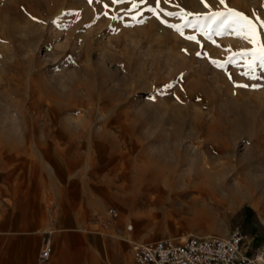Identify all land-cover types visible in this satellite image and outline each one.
<instances>
[{"label":"rangeland","instance_id":"1","mask_svg":"<svg viewBox=\"0 0 264 264\" xmlns=\"http://www.w3.org/2000/svg\"><path fill=\"white\" fill-rule=\"evenodd\" d=\"M262 47L264 0H0V213L72 211L82 240L64 250L94 264H127L132 242L225 238L244 208L264 217ZM153 174L176 194L136 195ZM201 181L251 196L191 202ZM117 230L128 243L92 246Z\"/></svg>","mask_w":264,"mask_h":264},{"label":"crops","instance_id":"2","mask_svg":"<svg viewBox=\"0 0 264 264\" xmlns=\"http://www.w3.org/2000/svg\"><path fill=\"white\" fill-rule=\"evenodd\" d=\"M40 200L30 199L20 215L18 210L1 205L0 264H39L37 261L39 247L46 237L50 241V257L52 244L58 251V264H94L93 257L88 252L89 248L76 249L72 255L64 250L82 240L81 234L76 230L73 212L69 210L67 215L63 216L59 209L52 218ZM95 206L100 207L96 204ZM255 217L250 209H242L237 227L234 228H237L242 236L240 247L245 256L251 257L255 253H260L264 262V217L263 214H256ZM98 234L94 237L92 245L95 249L101 247L107 236L123 244L128 243L124 238L119 237L123 236L120 230L114 231L113 234ZM126 255L130 261V250H127ZM118 258L124 259L125 253L119 252Z\"/></svg>","mask_w":264,"mask_h":264},{"label":"built area","instance_id":"3","mask_svg":"<svg viewBox=\"0 0 264 264\" xmlns=\"http://www.w3.org/2000/svg\"><path fill=\"white\" fill-rule=\"evenodd\" d=\"M116 218L114 208L106 210V216L98 225L107 229ZM242 236L237 228L227 237L186 236L178 241L161 238L157 240L132 242L130 261L127 264H259L262 255L247 257L240 243ZM50 257V241L46 237L38 251L37 261L46 264Z\"/></svg>","mask_w":264,"mask_h":264},{"label":"bare ground","instance_id":"4","mask_svg":"<svg viewBox=\"0 0 264 264\" xmlns=\"http://www.w3.org/2000/svg\"><path fill=\"white\" fill-rule=\"evenodd\" d=\"M135 167L141 169L142 166L136 164ZM147 167L155 169L154 174L159 173L158 167L154 168L151 165H148L145 168L148 169ZM195 172H198L203 179H206L208 174L210 173V167H208V165H206V164H203V166L201 168H196ZM154 174L151 177L150 176L146 177L143 180L138 182L139 189L136 190V193H135L136 195L141 196V198L143 200H145L146 202H152V201L160 198L162 194H167V193L172 194V195L176 194V192H177L176 188L169 180H167V181L161 180L160 176L157 177ZM207 181H209V180H207ZM142 183L144 185H142ZM178 188H179V186H178ZM215 188H216V186L212 187L211 185L209 186L208 183H204V182L202 183V181H201L198 184L192 183V185H190V186L188 185L184 190L189 195H191V198H190L191 202H197L199 200V198L201 196H204V195L205 196L207 195L210 198L217 200L219 197H222L225 194L226 197L232 202H235V201L237 202L240 198L242 199V198L251 196V194L248 193L247 190L243 191V188L241 189L240 187L235 186V184H229L228 185V183H223V185H221V187H219L220 189H217V188L215 189ZM248 191H249V189H248ZM256 192L260 193V191H256ZM113 196H115L117 199H119L120 202H122L126 205L129 203L130 196L124 195V192L121 190L117 191L115 194H113ZM195 196H197V197H195ZM260 200H262V199H260ZM182 238H184V237H181L179 239H182ZM262 264H264L263 261H262Z\"/></svg>","mask_w":264,"mask_h":264},{"label":"snow or ice","instance_id":"5","mask_svg":"<svg viewBox=\"0 0 264 264\" xmlns=\"http://www.w3.org/2000/svg\"><path fill=\"white\" fill-rule=\"evenodd\" d=\"M114 2H116V0H114ZM203 2V0H202ZM221 2H223V0H221ZM232 15L237 18L238 20L240 21H246V18L244 16H242L240 13L238 12H232ZM262 54H261V57H259L261 60H264V47H262V50H261ZM199 55V54H198ZM242 56L243 55H247L246 53H242L241 54ZM255 59V58H254ZM238 87H243L242 85H238Z\"/></svg>","mask_w":264,"mask_h":264}]
</instances>
